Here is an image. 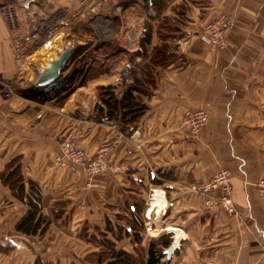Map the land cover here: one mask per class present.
<instances>
[{"label": "crops", "instance_id": "1", "mask_svg": "<svg viewBox=\"0 0 264 264\" xmlns=\"http://www.w3.org/2000/svg\"><path fill=\"white\" fill-rule=\"evenodd\" d=\"M71 1L59 4L64 9ZM161 1L156 9L144 0H112L111 32L93 48L101 63H89L94 54L75 40L66 79L61 73L59 83L40 92L27 87L32 72L18 71L0 17V264H125L113 256L117 250L130 254L128 264H147L150 243L161 250L156 264H264V197L253 185L264 175V0ZM222 11L234 25L227 45L211 49L198 28ZM40 15L52 17L45 7ZM146 24L149 39L140 52ZM68 33L64 27L58 47ZM157 49L171 55L158 62ZM54 51L36 47L33 63ZM78 63L85 73L66 91ZM149 74L152 80L133 91L139 106L105 118L98 87L124 89L125 75ZM196 108L207 119L190 138L183 115ZM65 132L89 155L117 140L108 159L121 169L96 173L86 184L78 165L55 162V138ZM133 133L142 137L140 146ZM11 162L24 186L33 181L41 193L40 227L30 233L16 227L29 205L1 178ZM218 169L229 171L235 214L205 205L189 187Z\"/></svg>", "mask_w": 264, "mask_h": 264}, {"label": "built area", "instance_id": "2", "mask_svg": "<svg viewBox=\"0 0 264 264\" xmlns=\"http://www.w3.org/2000/svg\"><path fill=\"white\" fill-rule=\"evenodd\" d=\"M112 0H72L69 7L63 9L60 0H0V17L6 23L9 40L14 50V62L19 72H33L38 67L33 63V52L40 46L45 52L58 49L57 39L64 27L76 25L85 13L96 5L107 3ZM97 2V3H96ZM53 6V7H52ZM47 8L52 17L48 20L40 15L41 8ZM52 7V8H51ZM59 12H61L59 14ZM234 25L233 15L220 12L215 18L198 28V38L211 49H220L226 46V33ZM124 85L132 79L125 75L121 78ZM6 95L11 92L7 86L2 85ZM123 87L116 90V96L120 97ZM184 121L188 125L187 135L193 138L198 129L207 119L203 108L189 109L184 112ZM111 126H115L114 120H109ZM135 145L140 146L142 137L131 134ZM59 154L55 162L62 166L76 164L83 175H86V184L92 183V176L102 171H117L121 169L120 164L108 159L111 149L117 140L104 145L94 155H89L87 150L78 146L72 133L65 132L55 138ZM253 185L256 186L259 195L264 197V175L259 176ZM193 191L204 196L207 206H219L227 213L235 214V203L230 196V174L225 169H218L213 176L206 181H201L189 186ZM221 189L219 196H213V191ZM150 229L151 224H146Z\"/></svg>", "mask_w": 264, "mask_h": 264}, {"label": "trees", "instance_id": "3", "mask_svg": "<svg viewBox=\"0 0 264 264\" xmlns=\"http://www.w3.org/2000/svg\"><path fill=\"white\" fill-rule=\"evenodd\" d=\"M148 4H152L159 9L158 4H161V0H144ZM141 35V42H140V49L139 51L143 52L145 49L144 43L149 39V26L146 24L143 28ZM167 55H171L170 51L166 53L163 52L161 49H157L153 53V59L160 62L162 58L167 57ZM150 74L147 75L145 78L138 79L133 78L127 86L124 88L122 95L118 98L116 96V87L113 84L107 85H100L98 87L99 90V98L102 103L106 105V112L104 114L105 118H110L112 114L119 109H126L132 108L136 105L139 106V103H136V97L133 93L134 90L141 89L147 82L152 80ZM60 80L56 81L55 84L59 83ZM54 84V85H55ZM53 85V86H54ZM140 108V107H138ZM136 110V109H135ZM126 112L121 111V116L123 117ZM14 162L10 163V166H13ZM9 167V166H8ZM6 168L1 173V178L5 182H7L14 194H16L20 199L25 200L29 208L27 209L26 213L20 219V221L16 224V227L26 233H30L35 231L38 227H40V210H41V193L38 190V186L35 182L29 181L27 187L24 186L22 182V178L20 175L19 165H14L13 168L9 169ZM34 219L36 220L34 222ZM43 228H41L42 230ZM135 239H139L137 234H134ZM105 245L110 248L108 244V240L104 239ZM161 254V250L154 247V244L150 243V247L148 249V257H147V264H156L159 260V255ZM112 256V252L109 251L108 259ZM113 256L115 259H119L128 264L131 260L128 258L130 254L126 253L125 251L117 250L113 252ZM36 264H42L41 262H36ZM105 264H116L115 262L108 260Z\"/></svg>", "mask_w": 264, "mask_h": 264}, {"label": "rangeland", "instance_id": "4", "mask_svg": "<svg viewBox=\"0 0 264 264\" xmlns=\"http://www.w3.org/2000/svg\"><path fill=\"white\" fill-rule=\"evenodd\" d=\"M111 2L112 1H108L107 3L96 5L93 9L85 13V15L81 19H79L76 25L69 26V28L71 29V33H68L69 35H67L66 37V39H68L67 43L73 42L75 40H82L84 45L88 48L86 53L88 55L94 54V58H92V60L89 62V63H93L94 65L101 63L99 56H96L95 53H93L95 52L96 49V44H97L96 41H100L99 37H103L104 35H109L111 32L110 24L112 22L111 19L113 17L112 15L114 14V4H112ZM60 13L61 12H59V14ZM59 34L61 35L62 38L61 40L63 41V36L66 35H63L62 31ZM86 68H87L86 64H84V66L83 64L80 63L74 64V66L71 69L72 70L77 69V70L74 71L71 76H68L69 78L67 77V80H65V83L62 86V88L68 91L72 85L78 82L80 83ZM100 70H105V67L103 69V67L101 66ZM66 72L67 71L62 73L64 79H66V75L68 74ZM108 253L109 251L105 252L107 256Z\"/></svg>", "mask_w": 264, "mask_h": 264}, {"label": "water", "instance_id": "5", "mask_svg": "<svg viewBox=\"0 0 264 264\" xmlns=\"http://www.w3.org/2000/svg\"><path fill=\"white\" fill-rule=\"evenodd\" d=\"M76 51L73 43L68 42L58 49L52 55L45 57L35 69L31 79L28 81L27 87L33 91H43L54 85L60 78L62 71L68 64V60ZM176 247L173 241L164 250V253L169 256L172 250Z\"/></svg>", "mask_w": 264, "mask_h": 264}]
</instances>
